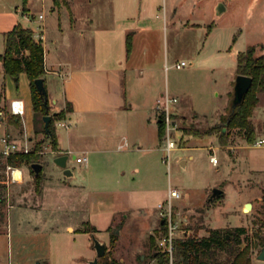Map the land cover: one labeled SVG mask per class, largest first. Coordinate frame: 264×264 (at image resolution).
I'll return each instance as SVG.
<instances>
[{
  "label": "rangeland",
  "instance_id": "obj_1",
  "mask_svg": "<svg viewBox=\"0 0 264 264\" xmlns=\"http://www.w3.org/2000/svg\"><path fill=\"white\" fill-rule=\"evenodd\" d=\"M69 1L65 4L60 0L66 5L61 8L62 22L73 13L84 14L89 9L84 2H94L83 0L72 5ZM219 3L224 6L221 13L216 9ZM9 4L18 23L37 31L36 24L22 16V8L26 5L38 15L41 0H10ZM134 4L136 10L148 6L146 22L156 33L155 52L163 64L157 76L163 79V91L167 88L177 99L170 104L175 147L167 155L164 136L159 139L157 134L156 108L142 111L146 104L133 102L140 90L137 81L129 87L131 110L91 123L85 118H66L69 127L57 126L56 133L69 152L67 166L74 170L75 178H64L61 167L53 162L47 151L48 138L37 158L43 165L38 189L29 167L20 166L23 180L0 191V264H89L95 256L93 238L106 246L98 264H140L142 254L150 255L151 236L159 223L157 204L166 200L169 186L184 193L183 198L173 200V211L187 220L190 235L204 236L211 228L228 234L235 227H245L241 246H250L252 264H256V254L264 242V188L253 189L250 182H244L243 164H234L240 153L235 147L246 142L242 132L231 130L227 145H221L216 134L195 136L184 128L203 130L227 114L237 53L250 45L264 44V0H134ZM50 11L48 7L43 13L56 21L57 14L54 18ZM57 35L53 24L47 37L55 43ZM255 54L264 55V49L257 46ZM181 60L186 65L176 68ZM0 81V122L16 141L30 137L32 148L43 135L34 132L28 77L22 72L15 81L1 73ZM16 96L23 98L25 112L16 116L19 123L13 127L4 98L9 101ZM48 114L53 125L61 119L50 110ZM251 121L256 140V133L264 134V91L258 94ZM109 132H116L117 139L127 134L128 148L109 144L105 150L104 133ZM137 137L139 149L133 143ZM260 146L246 152L260 154ZM85 154L87 161L73 158ZM211 154L218 158L216 165L209 160ZM181 161H185L184 166ZM0 175L5 178L2 167ZM67 182L77 185L63 186ZM213 187L223 189L224 194L208 202ZM244 202H251L252 208L244 211Z\"/></svg>",
  "mask_w": 264,
  "mask_h": 264
},
{
  "label": "crops",
  "instance_id": "obj_2",
  "mask_svg": "<svg viewBox=\"0 0 264 264\" xmlns=\"http://www.w3.org/2000/svg\"><path fill=\"white\" fill-rule=\"evenodd\" d=\"M9 1L0 0V52L5 46L4 34L18 23V19L9 9ZM69 2L72 5L82 4L83 0ZM66 3L68 2L65 0ZM65 4L60 3V0L57 3L54 0H41L42 12L38 15L31 12L26 5L22 8V16H26L24 19L34 22L36 28L38 27L37 31L33 32V37L36 41H41L44 48L43 79L50 112L53 114L59 112L66 102H69L72 110L68 111L65 117L71 121L85 118L88 123H91L106 116L121 115L131 110L133 103L128 98L129 87H132L135 81L140 90L133 102L146 104L145 107H141L142 111L155 110L157 100L167 92V88L163 91V79L157 76L163 64L159 63L155 52L156 33L146 22L149 14L148 6L142 5L139 10H136L134 0L130 3L117 0H94L93 3H83L89 6L84 14L73 13V16L71 14L68 20L65 19L62 22L61 8L66 7ZM68 6L70 9L71 6L69 4ZM48 7L51 9L50 16L55 18L57 14L56 21L49 20L47 14L43 13ZM141 21L143 23H140ZM53 24L58 33L55 43L47 37L48 28ZM128 39L131 42L129 54L127 53ZM165 65L164 62V67ZM139 75L140 77L136 78ZM13 98L23 100L18 96ZM4 101L8 110L9 101L6 97ZM29 101L32 107L31 94ZM155 120L157 123L156 115ZM147 121L150 120L147 119ZM9 125L15 126V124ZM5 127V123L1 121L0 136L6 134L9 138L17 140L6 133ZM21 132L23 131L20 130L19 133ZM115 134L116 132L104 133L103 146L106 148L109 144H116L117 148H128L129 136L123 134L117 139ZM56 137L60 150L54 151L49 148L47 151L52 157L59 155V152H65L66 149L59 141L57 133ZM257 138H264V134L256 133ZM133 143L138 145V149L140 148L138 137ZM258 146L245 142L235 147L240 150V153L234 164H243L244 182H250L253 189L259 186L264 188V161L260 159V156L264 159V145L259 147L262 149L260 154L251 156L246 151ZM83 151L86 153L87 149ZM85 156L87 157V154ZM42 166L41 164V168ZM71 171L72 175L64 176V178L67 180L75 178L74 170L71 169ZM75 185L77 184L67 182L63 186ZM255 261L256 264L264 263Z\"/></svg>",
  "mask_w": 264,
  "mask_h": 264
},
{
  "label": "trees",
  "instance_id": "obj_3",
  "mask_svg": "<svg viewBox=\"0 0 264 264\" xmlns=\"http://www.w3.org/2000/svg\"><path fill=\"white\" fill-rule=\"evenodd\" d=\"M58 0H54L57 3ZM5 48L0 54V76L1 73L10 75L16 81L18 75L26 73L29 80L32 110L34 117V132L43 136L38 139L28 153L15 152L7 157L0 153V168L4 169L6 164L20 167L27 165L33 174L35 187L40 184V171L34 174L31 164L38 162L37 158L43 151V141L49 139L50 148L59 151L58 141L53 125V120L48 122V131L44 128L43 116L49 113L48 100L44 102L43 97L38 92L34 80L43 77L44 68V48L41 41H36L33 37V30L30 27L17 23L12 29L4 34ZM264 49V44L257 45ZM256 45H250L245 50L237 53L236 75L243 74L252 78V84L244 95L243 99L234 108H229L227 114L220 116L219 122L203 129L193 131L184 128L185 132L195 136L216 134L221 145H227L229 132L237 129L242 132L246 142L255 141V127L251 121L253 110L258 102V94L264 91V55H256ZM131 49V42L127 40V53ZM3 86L0 83V98H2ZM69 102L54 116L65 118L66 113L71 111ZM157 134L159 139L164 134V121L162 116L157 114ZM8 122L18 124L19 118L9 114ZM40 124V125H39ZM6 188V180L0 175V191ZM221 197V196H219ZM264 209V190L262 193ZM246 231L245 227H235L231 232L224 233L220 228L208 229V234L204 236L189 235L184 239L175 240L174 264H252L250 257V246H241L240 236ZM264 242L261 243V246ZM153 238L150 240V246ZM112 264V262L110 263Z\"/></svg>",
  "mask_w": 264,
  "mask_h": 264
},
{
  "label": "built area",
  "instance_id": "obj_4",
  "mask_svg": "<svg viewBox=\"0 0 264 264\" xmlns=\"http://www.w3.org/2000/svg\"><path fill=\"white\" fill-rule=\"evenodd\" d=\"M24 17H26L24 15ZM41 17V15H39ZM28 18V17H27ZM186 65L184 60L176 62L175 67L180 68ZM167 66H165L166 68ZM177 99L170 96L167 92L157 100L155 108L157 114L161 115L164 121V149L167 155L175 147L176 140H174L171 130H176L174 125L171 123V111L170 104L175 102ZM8 112L14 116H21L25 112V104L21 98H13L9 101ZM157 118H159L157 116ZM55 129L57 126L64 128L69 127V123L65 118H61L54 121ZM253 145H263L264 138L256 139ZM212 149V148H211ZM31 150L29 146V139H25L20 142L8 137L4 134L0 136V153L3 157H7L11 153L22 152L28 153ZM42 152V151H41ZM54 152V151H53ZM69 152H59V154H67ZM76 162L86 161L87 157L85 155L76 156L73 155ZM210 162L214 165L218 163V158L215 154H211L209 158ZM6 185L9 183H19L23 178V171L21 167L14 166L11 164H6L4 169ZM184 197L178 188L169 186L167 189L166 200L159 202L158 207V219L159 223L156 232L152 233L153 244L150 246V255L148 257L142 254V259L140 264H174L175 256V240L184 239L188 237L189 230L186 229L187 220L178 217V213L173 211V200L181 199ZM160 221H163L160 223Z\"/></svg>",
  "mask_w": 264,
  "mask_h": 264
},
{
  "label": "water",
  "instance_id": "obj_5",
  "mask_svg": "<svg viewBox=\"0 0 264 264\" xmlns=\"http://www.w3.org/2000/svg\"><path fill=\"white\" fill-rule=\"evenodd\" d=\"M217 12L221 13L224 10V6L219 3L217 5ZM35 86L40 93V95L43 97L44 102H47L48 95L47 90L44 84L43 77L36 78L34 80ZM252 84V78L248 75L238 74L235 77L234 87H233V96L231 99V108H234L237 104L241 102L246 92L249 90L250 86ZM50 114H45L43 116V122H44V128L46 131H48V122L51 119ZM158 121V120H157ZM74 158V156H73ZM67 154H59L52 158L53 162L62 168L64 176L68 177L72 175L71 169L67 166ZM185 161H181V165L184 166ZM31 168L34 171L35 175H38L39 171L41 170V164L39 162H34L31 164ZM224 194V191L219 187H213L211 189V194L208 198V202H211L214 200V198H217L219 196H222ZM252 208L251 202H246L244 204L243 210L248 211ZM163 221H160L162 223ZM116 233H118L117 230H115ZM93 247L95 249V256L92 260L89 261V264H98V258L103 256L106 251V246L103 242L100 240L93 238ZM143 256H141L142 259ZM256 259L264 262V243L260 247L258 253L256 254Z\"/></svg>",
  "mask_w": 264,
  "mask_h": 264
}]
</instances>
